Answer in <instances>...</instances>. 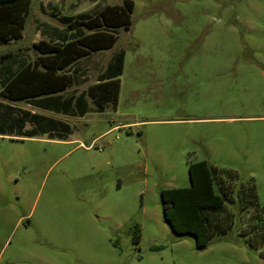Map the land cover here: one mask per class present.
<instances>
[{
  "label": "rangeland",
  "instance_id": "rangeland-1",
  "mask_svg": "<svg viewBox=\"0 0 264 264\" xmlns=\"http://www.w3.org/2000/svg\"><path fill=\"white\" fill-rule=\"evenodd\" d=\"M129 1L128 29L81 62L73 87L123 50L114 109L67 118L0 97V264H264L242 235L252 205H233L252 187L264 207V0ZM114 4L30 0L22 39L0 41V53L32 58L42 24L64 27L50 12ZM206 163L228 213L201 210L206 236L176 232L161 191L207 192Z\"/></svg>",
  "mask_w": 264,
  "mask_h": 264
},
{
  "label": "trees",
  "instance_id": "trees-1",
  "mask_svg": "<svg viewBox=\"0 0 264 264\" xmlns=\"http://www.w3.org/2000/svg\"><path fill=\"white\" fill-rule=\"evenodd\" d=\"M28 11L27 0H0V41H11L20 37ZM131 11V1L123 0V4L105 5L93 16L83 13L76 17H67L50 12V17L64 25V32L59 33L56 41L39 40L33 43L32 48L39 55L32 63L23 65L15 72L10 66H4L6 70L4 75L0 67V95L9 101H16L33 99L59 91L61 87L58 85L65 79V75L58 71L78 57L85 55L88 50L95 51L112 46L117 39L118 29H128ZM7 57L9 58L10 55L0 54V63ZM123 61L124 51L119 50L103 72L97 76L96 82L87 87L85 93L67 100L68 111L79 115L86 113L88 111L87 98L90 99L93 110L102 111L108 106L114 109L119 95V77L122 74ZM57 98L56 96H43L35 100L37 103L33 101L42 108L50 109L57 105ZM22 113L24 118L28 116L36 125L48 130L50 125L45 124L46 118L29 112ZM18 119L16 117L15 120L18 121ZM56 123L58 122H51L54 126ZM62 127L65 130L68 129V125L62 124ZM206 164L207 192L201 193L193 186L161 191V200L169 225L176 232L187 228L188 232L195 236H206L204 234L206 220L201 215V210L226 211L224 205L229 200L224 190L219 191L215 188L217 181L212 176L208 163ZM220 187L222 189V185L219 189ZM250 192L241 193L238 188L237 202L235 200L233 205L238 204L240 210L244 212L252 205V213L246 219L242 235L246 237L249 247L260 250V253L264 255V207L257 203L252 187ZM228 222L227 219V226ZM138 239L139 236L136 233L135 240L138 241Z\"/></svg>",
  "mask_w": 264,
  "mask_h": 264
},
{
  "label": "crops",
  "instance_id": "crops-1",
  "mask_svg": "<svg viewBox=\"0 0 264 264\" xmlns=\"http://www.w3.org/2000/svg\"><path fill=\"white\" fill-rule=\"evenodd\" d=\"M27 1H28L29 8H30V0H27ZM41 26L44 27V29L43 30H40V28H39L40 33L43 36V38H41L40 40H45V41H56L57 38H58V36L60 35L59 33L60 32L62 33L65 30V27L57 28L55 26H51V25L49 26V25H46V24H42ZM23 31H24V29L22 30V33H21V35H20L19 38L13 39V40H11V42L20 41L22 39V37H23ZM116 41H117V39L112 44V46H110V47H108L106 49L95 50V51L88 50V52L85 55H83L81 57H78L77 59H75L74 61H72L69 65H67L64 69L58 71V72H60V73H62V74L65 75V79L62 80L60 82V84L58 85V86L61 87V89L59 91H56L55 93H50V95H40L39 97H34L33 99H22V100H16V101H11V102H13V103H15V102H28V103L33 104L35 106V108L42 109L43 111L53 112V113L58 114V115L66 116L67 118H69V117H83L92 108L91 107L92 105H91V102H90V99L89 98L86 99L87 102H88V111L86 113H84L83 115L70 113L68 111L69 108L67 109V107H66V102H67L68 99L77 97L79 94L85 93L87 87L90 85L89 84L85 88H83L81 90H78V91L75 90V88H73V87H76L77 85L80 84V82H78L76 78H78V75H80L85 70L84 68L80 67V64H81V62L82 63H85V60H87L89 58L92 59V60L93 59H98V58H92V55L95 54V53L101 52V51L110 50L116 44ZM29 50L32 53V58H30V59L29 58H26V57H20L19 55H17V53H13V54H10L8 52L0 53V54H9L10 55L9 58L7 57L6 59H3L2 62L0 63L2 65L0 67H2L1 68V71H2L3 75L6 72L4 66L5 67L6 66L7 67L10 66L12 68V70L15 72V71H17V69H20L23 65H25L27 63H32L36 59V57H38L39 54L32 47ZM116 53H114L112 55V57ZM111 58L104 65H102V63H101L100 67L97 69L98 73L96 74L95 81L93 83L96 82L97 76L101 72H103V70L105 69V67L107 66V64L110 62ZM81 77L83 79V76H81ZM0 80H1V77H0ZM93 83H91V84H93ZM43 96H53V97L56 96V97H58L57 98L58 99L57 105L55 107H53V108H50V109L42 108L39 105H36L34 103V101L37 100V98H41ZM0 97L3 100H6L1 95H0ZM30 100H32V101H30ZM45 118H46V121H45L46 123L45 124L50 125L48 127V130L49 129L50 130H52V129L54 130V129H57V128L65 130V128L62 127V124L68 125L67 124V120L65 118L63 119L62 117L47 116ZM51 120L52 121H56L58 123H56V125L54 126L53 124H51V122H52Z\"/></svg>",
  "mask_w": 264,
  "mask_h": 264
}]
</instances>
